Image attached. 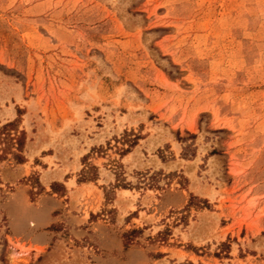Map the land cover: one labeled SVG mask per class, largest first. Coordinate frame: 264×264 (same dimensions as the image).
Here are the masks:
<instances>
[{
    "label": "rangeland",
    "instance_id": "374dc122",
    "mask_svg": "<svg viewBox=\"0 0 264 264\" xmlns=\"http://www.w3.org/2000/svg\"><path fill=\"white\" fill-rule=\"evenodd\" d=\"M8 122L0 264H264V0H0Z\"/></svg>",
    "mask_w": 264,
    "mask_h": 264
},
{
    "label": "trees",
    "instance_id": "16d2710c",
    "mask_svg": "<svg viewBox=\"0 0 264 264\" xmlns=\"http://www.w3.org/2000/svg\"><path fill=\"white\" fill-rule=\"evenodd\" d=\"M14 126H15V122H8V123H6V124H4L3 126H1L0 127V137L2 136V134L3 135H7V136H10V135H12L11 134V130L12 129H14ZM7 133V134H6ZM16 141H17V145H18V149L20 150V148H21V136H18L17 138H16ZM129 150V148H127L125 151H128ZM19 157H21V156H19Z\"/></svg>",
    "mask_w": 264,
    "mask_h": 264
}]
</instances>
